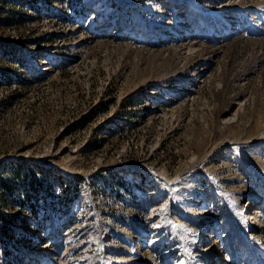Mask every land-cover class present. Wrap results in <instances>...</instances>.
Segmentation results:
<instances>
[{"label":"rangeland","instance_id":"rangeland-1","mask_svg":"<svg viewBox=\"0 0 264 264\" xmlns=\"http://www.w3.org/2000/svg\"><path fill=\"white\" fill-rule=\"evenodd\" d=\"M259 205L264 0H0V264H264Z\"/></svg>","mask_w":264,"mask_h":264},{"label":"bare ground","instance_id":"bare-ground-1","mask_svg":"<svg viewBox=\"0 0 264 264\" xmlns=\"http://www.w3.org/2000/svg\"><path fill=\"white\" fill-rule=\"evenodd\" d=\"M91 17H97V14L96 13H92L91 14ZM249 213H251V217H252V219L254 220V222H255V228L257 229V230H260V231H262L263 232V235H264V205L262 206V205H259V206H253V208L251 209V211L249 212ZM249 218V217H248ZM251 219V218H250ZM229 221H230V219H229ZM231 222V221H230ZM232 223V222H231ZM245 223V222H244ZM236 224H235V222L233 223V229L230 231V232H228V233H226L225 235H223V233L224 232H220L219 234L220 235H222L221 237H223L222 238V240H225V239H228V238H233V237H235L238 233L236 232V226H235ZM244 227V226H243ZM239 228V227H238ZM243 229V228H242ZM239 230V229H238ZM246 230V229H245ZM250 231V230H249ZM239 232V231H238ZM240 233V232H239ZM219 234H213L211 231H208L207 232V234H206V237H204V240L206 239L209 243L210 242H212L213 240H214V238L215 237H217V236H219ZM252 234V233H251ZM222 240H220L219 242H220V244L218 245V246H220V249H221V251H223V248H224V246H225V243L222 241ZM251 240H253V239H251ZM257 240V239H256ZM246 243V242H245ZM255 243V242H254ZM251 244V243H250ZM249 245V244H248ZM251 246V245H250ZM259 247V246H258ZM204 250V249H203ZM210 253V252H209ZM204 254H205V252H204ZM206 256V255H205ZM203 264H205V263H203Z\"/></svg>","mask_w":264,"mask_h":264}]
</instances>
